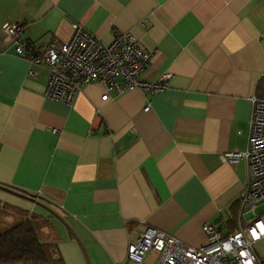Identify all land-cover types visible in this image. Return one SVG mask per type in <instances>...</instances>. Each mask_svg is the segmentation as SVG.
Returning a JSON list of instances; mask_svg holds the SVG:
<instances>
[{
	"label": "crops",
	"instance_id": "0c3cea01",
	"mask_svg": "<svg viewBox=\"0 0 264 264\" xmlns=\"http://www.w3.org/2000/svg\"><path fill=\"white\" fill-rule=\"evenodd\" d=\"M7 22L39 49L71 22L104 43L130 31L153 52L141 78L172 77L106 101L89 84L67 105L0 42V223L45 221L59 264H136L126 248L146 228L193 247L205 222L238 229L223 221L239 216L247 164L219 155L246 148L250 98L264 99V0H0Z\"/></svg>",
	"mask_w": 264,
	"mask_h": 264
},
{
	"label": "built area",
	"instance_id": "2783aa9c",
	"mask_svg": "<svg viewBox=\"0 0 264 264\" xmlns=\"http://www.w3.org/2000/svg\"><path fill=\"white\" fill-rule=\"evenodd\" d=\"M70 26L67 42L52 41L42 49L21 37L25 28L21 22L1 26V44L12 45L13 54L29 63V75L36 74L31 66L48 70L45 97L70 105L82 87L89 84L104 88L101 101L110 98L109 92L120 95L138 89L156 94L167 89L171 73L153 81L141 78L153 52L143 49L130 31L115 32L112 40L104 43L77 22ZM250 102L246 148L219 155L223 162L244 160L247 164L248 181L240 198L238 229L232 232L205 222L201 226L205 242L193 247L162 230L146 228L134 243L128 244L125 260L142 264L145 255L154 251L159 254L157 264H264V256L254 250V245L264 239L258 227L264 225V219L256 216L257 206L264 203V99L253 96ZM242 213L245 225L240 223Z\"/></svg>",
	"mask_w": 264,
	"mask_h": 264
},
{
	"label": "trees",
	"instance_id": "16d2710c",
	"mask_svg": "<svg viewBox=\"0 0 264 264\" xmlns=\"http://www.w3.org/2000/svg\"><path fill=\"white\" fill-rule=\"evenodd\" d=\"M49 227L38 217L0 223V264H59Z\"/></svg>",
	"mask_w": 264,
	"mask_h": 264
},
{
	"label": "rangeland",
	"instance_id": "374dc122",
	"mask_svg": "<svg viewBox=\"0 0 264 264\" xmlns=\"http://www.w3.org/2000/svg\"><path fill=\"white\" fill-rule=\"evenodd\" d=\"M256 216L259 218H264V203H261L257 206ZM238 218H239V216L237 215L236 217L234 216V217H230L228 219H224L223 225L226 226L227 228L235 230L238 227ZM240 223L242 225H245L247 223V221L243 217V213L241 214ZM42 231L46 232L47 229L43 228ZM255 248H256L258 253H260V254L264 253V239H262L261 241H258L255 245Z\"/></svg>",
	"mask_w": 264,
	"mask_h": 264
},
{
	"label": "snow or ice",
	"instance_id": "6c2138e0",
	"mask_svg": "<svg viewBox=\"0 0 264 264\" xmlns=\"http://www.w3.org/2000/svg\"><path fill=\"white\" fill-rule=\"evenodd\" d=\"M258 227H260L261 231L264 232V225H258ZM253 235H255V232L253 233ZM247 264H251V262L248 261Z\"/></svg>",
	"mask_w": 264,
	"mask_h": 264
}]
</instances>
